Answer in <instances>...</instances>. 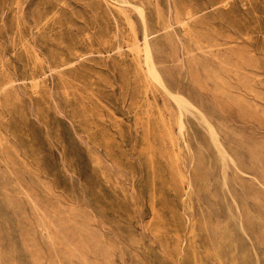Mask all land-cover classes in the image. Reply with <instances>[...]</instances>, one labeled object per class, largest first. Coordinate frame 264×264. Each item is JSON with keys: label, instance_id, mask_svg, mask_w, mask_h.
Masks as SVG:
<instances>
[{"label": "rangeland", "instance_id": "1", "mask_svg": "<svg viewBox=\"0 0 264 264\" xmlns=\"http://www.w3.org/2000/svg\"><path fill=\"white\" fill-rule=\"evenodd\" d=\"M128 1L0 0V264H264V0Z\"/></svg>", "mask_w": 264, "mask_h": 264}, {"label": "bare ground", "instance_id": "2", "mask_svg": "<svg viewBox=\"0 0 264 264\" xmlns=\"http://www.w3.org/2000/svg\"><path fill=\"white\" fill-rule=\"evenodd\" d=\"M112 4L114 6H123V5H129L131 3H129L128 0H111ZM134 7V9L137 11L141 22H142V26H143V35H142V40L140 42V46H141V50H142V57H143V62L144 65L146 67V74L149 77V79L154 82L155 84H157L164 93H166L176 104L177 108H178V116H177V126H178V131L179 133L182 132L183 127H184V123L182 120V115H183V111L188 110L189 108L192 110V108H194V106H192L189 101H187V99L185 97H183L181 94L177 93V92H173L171 91L168 87L170 85H166V82L162 76V74L160 73V71L157 69L156 64H155V60H154V56H153V49L152 46L150 44V39L149 36L150 34L147 32L146 29V15L144 10L138 6V5H132ZM137 42V40H136ZM169 84V83H167ZM52 87V86H51ZM176 88V87H175ZM174 90V89H173ZM176 91V90H175ZM191 102V101H190ZM199 108V107H198ZM195 109V108H194ZM193 109V110H194ZM192 112H195L193 111ZM187 112V111H186ZM189 112V111H188ZM200 118L202 120V123L204 122L207 126V129L209 131V135L210 138L212 140V143H214V145L216 146L218 153L221 155L222 158H224V152L219 141L217 138V133H216V129L214 130L213 127L211 126L210 123L206 120V118L202 115V113L199 112ZM198 117V116H197ZM196 117V118H197ZM199 119V118H198ZM199 122V121H198ZM214 126V124H212ZM215 127V126H214ZM217 127V126H216ZM218 129L220 128L219 126L217 127ZM218 132V131H217ZM220 133V132H219ZM220 138V137H219ZM224 146V144H223ZM225 148V147H224ZM226 149V148H225ZM219 155V156H220ZM173 159V158H172ZM225 159V158H224ZM227 160V159H226ZM217 162V161H216ZM230 163V162H229ZM220 164V163H219ZM233 164V163H231ZM176 168V167H175ZM176 171V170H175ZM177 172V171H176ZM224 172V171H223ZM178 174V172H177ZM229 178V177H228ZM230 179V178H229ZM228 182V181H227ZM189 186V185H188ZM245 194V193H244ZM233 202V201H232ZM225 203V202H224ZM225 205V204H224ZM235 206V205H234ZM225 207V206H224ZM230 207V206H229ZM227 209V208H226ZM228 211V210H227ZM239 212V211H238ZM232 216V214H231ZM238 216V215H237ZM235 217V216H233ZM234 219V218H233ZM242 224V223H241ZM240 225V224H239ZM239 229V228H238ZM237 229V230H238ZM241 229V227H240ZM239 229V232H240ZM243 235V234H242ZM239 243V242H238ZM241 244V243H240ZM239 245V244H238ZM254 245V244H253ZM258 248V247H257ZM261 250V249H259ZM251 253V251H249ZM256 259V258H255ZM262 259V258H261ZM264 261V259H262ZM254 262V261H253ZM260 264V263H259Z\"/></svg>", "mask_w": 264, "mask_h": 264}]
</instances>
